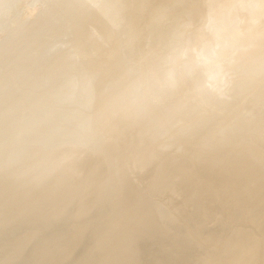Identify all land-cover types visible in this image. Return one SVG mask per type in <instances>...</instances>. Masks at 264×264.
I'll return each mask as SVG.
<instances>
[{"label":"bare ground","instance_id":"obj_1","mask_svg":"<svg viewBox=\"0 0 264 264\" xmlns=\"http://www.w3.org/2000/svg\"><path fill=\"white\" fill-rule=\"evenodd\" d=\"M15 1L0 0V211L9 207L20 217L0 225V264H30L33 258L35 264H66L85 235L91 242L83 256L76 253V264H197L194 258L208 253L209 242L218 247L217 257L226 253L223 264H264V239L252 229L253 219H244L264 214V151L249 148L257 137L264 141V0L257 11L204 0L209 21L226 18L214 31L197 34L182 33L180 20L186 14L193 19L188 8L197 0H137L138 6L135 0H60L51 16L42 9L32 19L25 15L43 0ZM223 11L246 21L234 26ZM84 12L95 18V26L114 31L101 45L87 25L80 45L95 49L96 57L103 54L112 71L120 58L130 72L138 71L133 42L151 40L143 63L150 69L132 89L130 109L120 104L116 75L108 85H101L94 71L80 75L82 64L73 60L77 33L71 28L83 23ZM183 37L198 46L205 38L208 44L203 51L192 45L174 79L165 71L160 91L153 71L176 61L173 53ZM232 42L236 53L224 54L221 63L237 75L212 93L208 87L218 63L213 48ZM68 51L71 56L65 57ZM196 95L204 104L190 103ZM153 108L162 113L160 121ZM223 116L227 121L216 135L190 140L176 135V124L173 137L158 139L166 122L180 118L203 132ZM101 156L124 161L107 170ZM151 172L152 190L171 194L174 207L197 208L204 217L224 212L228 224L213 234L199 230L192 238L167 209L143 203L133 173L142 178ZM76 197L83 204L70 213ZM245 221L247 227H241ZM9 231L28 232L29 239L11 242L5 238ZM167 234L176 245L174 255L160 250ZM153 254L157 259L149 262Z\"/></svg>","mask_w":264,"mask_h":264},{"label":"rangeland","instance_id":"obj_2","mask_svg":"<svg viewBox=\"0 0 264 264\" xmlns=\"http://www.w3.org/2000/svg\"><path fill=\"white\" fill-rule=\"evenodd\" d=\"M34 1H37V0H34ZM258 1L259 0H231V1L220 0V3L226 6L232 5V7L235 8V11L246 10V9H255L257 11L261 7L258 4ZM13 2H16V1L13 0ZM203 3H204V0H200V2L199 0H197L188 8V13L194 16L193 19H191L187 14L186 16L180 18V20L182 21V24H185V27H186L185 28L186 30L184 29L182 33L188 32L189 34H197V32L201 31L203 28H207L209 32H212L220 24L219 20H221L223 17L226 18L225 14H223L222 18H220L219 20L209 21L208 13L210 12V9L204 10V7L202 6ZM138 4H139V1L135 0L134 5L138 6ZM60 5H62V3H60V0H43V2L39 3V5L34 6V8H30L29 12L25 15L26 19H32L35 16V14H37V12L42 9H45L46 14H48V16H51L52 13L54 12V8ZM223 12L227 14L228 16L227 18H230L231 24L233 23L234 26H237L238 24H241L246 21V18H242L240 16H237L236 14L229 16L228 12L226 11H223ZM79 16L81 17L80 20L81 22L83 21V23L81 25L73 26L74 30H73V27L71 29L72 31L77 33L76 40H75V46L78 47V54L75 58H73V60L79 63L81 62L82 64L80 75H84L88 71H94L98 78V82L101 85H108L114 79L115 77L114 75H116L118 77V84L120 85L121 91H122L120 104L125 109H130V107L132 106L131 105L132 104L131 95L133 92L132 89L139 82L140 79H143L146 76L145 75L146 72L148 71V69H150L149 66H147V64H143L145 61L144 57H147L149 59L148 49L151 44L150 38H147L142 44L139 43L138 41L133 42L132 46H134V48L137 50L136 59L139 62H141V67L139 68L138 71L130 72L129 63L123 61L122 58L117 60V65L116 67H114V70L112 71L108 65L103 63V60L105 58L103 54L96 57L95 49L82 47L80 45L85 35L84 30L87 25H90L91 32L95 36V38L99 36L98 41L101 43V45H104L107 43V39L110 36H112V33L114 34V31L113 30L109 31V29L106 28V26L103 24H98L97 26H95L94 21H93L95 20V18L92 15H90L88 12H84L80 14ZM159 16L162 17L163 15H161L160 13ZM11 20H12L11 24L13 26V30H16L17 28V24L15 23L16 21L14 18ZM80 20L77 19V21H80ZM224 20H227V19H224ZM237 32L239 34L241 33V31H237ZM201 40L202 41L199 46L198 44L196 45V44L189 43L188 41H186L185 37L179 40V42L177 43V47L175 48V51L173 53V57L176 59V61L173 60L169 63L160 65L157 68H155V70L153 71V75L155 77L154 84H155L156 89L160 91L164 90L163 88L166 85L163 83L161 76L163 75L165 71H169L173 79L175 76L179 75L178 74L179 71L188 62L187 54L189 50L191 49L192 45H195L197 50H200V51H203V49L206 48L208 44L206 43V39L202 38ZM213 49L215 50L214 52L215 54L214 53L213 54L217 56L218 63L215 65L216 68L214 69V75H213L214 78H211L213 79L214 83L210 84L208 88H210L212 93H217L219 91V87H218L219 83L224 84V85H221V87L226 88L231 81H234L233 79L237 75V73L235 72V68L229 69V70L224 69L223 64L221 63V60L223 59L224 54L226 55V54L236 53L235 51H237L238 45L234 42H232L231 44H224V45L217 44L214 46ZM206 52L207 51L203 52V54H205ZM33 54H36L34 50H33ZM64 56L65 57L71 56V53L69 51L64 52ZM197 63L199 64L200 61ZM54 64H57V63L54 62ZM2 71H5V70L2 69ZM197 100L201 104H204L205 102V98H203L202 96L196 95V97L192 99L190 103H193ZM206 101L208 100L206 99ZM198 110H200V108H198ZM153 112H154L153 114L154 118L160 121L162 113L158 112L154 108H153ZM212 113H214V111H212ZM121 116L124 117V115H121ZM196 116L198 117L201 116V113L199 112V114ZM226 121H227V117L223 116L222 119L220 120L218 119L214 121L213 124H211V126L208 129H206L203 132H200L197 130L194 124L189 125L186 120L178 118L177 120L173 122H166L163 124L160 135L158 136V139H160L161 137L165 138V137L172 136L171 133L175 125L178 124L179 129L176 132L177 136L187 137L190 140L191 139L198 140L205 136L216 135V132H215L217 130L216 128L219 127L220 124L222 125L225 124ZM238 131L239 129H237L235 136L232 138V142L235 145L236 143H238L240 139L239 136H241V133L239 134ZM177 140L178 139L175 138L173 140V143H176ZM249 148L252 149L254 152H257L258 148L264 151V141H262L260 137H257L253 140V142L250 143ZM91 151H93L94 153L97 152L95 147L91 148ZM100 158H101L100 164L101 165L105 164L107 166V170L116 169L118 166H120V163L124 161V160L120 161L119 158H116V159L110 158L109 156H101ZM133 176L136 178V180H138L141 183V188L144 194L143 203L149 202L152 204H159L165 209H167V212L169 215L175 217L176 219L178 218L177 221H179L181 225H184L185 229L186 228L188 229V232H190V236L192 238H196L194 235L199 230H202V229L203 230L206 229L207 231L218 230V228L221 225L228 224L227 222H224V219L228 217L227 213L225 214L224 212L223 214H220V215L210 214L207 217H204L203 214L199 212L197 208L186 210L183 207H178V208L174 207L172 204L171 194L167 192L159 193V192L152 190L150 186L151 180H152L151 179L152 172L142 178H140L139 176H136L134 173H133ZM211 198L215 202L214 198L213 197ZM81 204H83V199L80 197H76L73 201V206H72L70 213H72L74 208H76L78 205H81ZM105 209L106 208L104 207L103 210ZM9 211H10L9 207L3 208V210L0 211L2 214L0 216V225H3L2 223H4L5 221H11L10 223H12L15 221V219H18L20 217L19 213L17 212L10 213ZM249 218L253 219L252 229H254V231L257 233L259 238L264 239V214L259 213L258 215H255V216L249 215L247 217H244V219H249ZM84 220L85 219L83 218V219H80L79 221L82 222ZM74 222L75 220L71 224H73ZM246 223L247 222L245 221L240 226L247 227ZM211 234H213L212 231H211ZM60 235L62 237H66L68 236V233L65 231H62L60 232ZM158 235L159 233L155 231L154 236L156 237ZM216 237L222 239L221 233L219 232ZM5 238L11 242H15L16 239L18 240V242H27V240L29 239V233L23 232L16 236H12L11 232L9 231L5 234ZM90 238H91L90 236L85 235L84 238L80 240L79 243H77L79 246L78 250L75 253H73V250L70 252V259L66 264H76L77 262L76 253H78L79 256H83L84 252L86 251L85 246H87L89 242H91ZM170 239H171V235L169 234H167L164 237V241L162 242L163 244L160 247V250H162L163 254L165 253L167 255H174L176 252V245L174 241ZM204 249H206L208 253H206L205 251H201L200 253H198L196 258H194L197 264L198 263L223 264L224 261H226V259L228 258L226 256V253L224 254L221 253L217 257L218 247L215 245V243H210V242L204 243ZM33 250H34V243H31L28 249V256L31 255V252ZM137 252L142 253L140 249H137ZM179 252L184 255L189 254L187 250H181ZM53 259H57V257L53 256ZM156 259H157V255L153 254L150 257L149 262L154 261ZM35 261H36L35 258H33L30 261V264H35ZM15 264H21V262L18 261ZM165 264H171V261L168 260V262Z\"/></svg>","mask_w":264,"mask_h":264}]
</instances>
